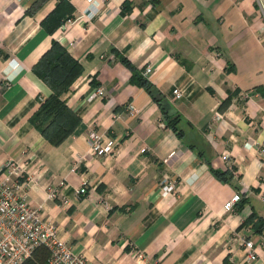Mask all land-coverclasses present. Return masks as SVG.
<instances>
[{
    "label": "crops",
    "instance_id": "crops-1",
    "mask_svg": "<svg viewBox=\"0 0 264 264\" xmlns=\"http://www.w3.org/2000/svg\"><path fill=\"white\" fill-rule=\"evenodd\" d=\"M30 1L0 0V168L24 163L25 198L58 236L93 264H264V225L242 223L250 212L264 219V0H43L25 13ZM55 5L61 23L48 32L40 20ZM51 39L81 65L63 93L80 122L57 145L28 120L50 93L31 66ZM111 47L149 67L181 136ZM90 128L114 139L112 153L89 152ZM162 179L175 189L160 194ZM234 193L242 205L224 209ZM239 237L252 240L254 259Z\"/></svg>",
    "mask_w": 264,
    "mask_h": 264
},
{
    "label": "built area",
    "instance_id": "built-area-1",
    "mask_svg": "<svg viewBox=\"0 0 264 264\" xmlns=\"http://www.w3.org/2000/svg\"><path fill=\"white\" fill-rule=\"evenodd\" d=\"M95 1L88 0V3L91 4ZM148 71L149 67L146 66L142 72L146 74ZM102 92V87L97 86L91 90L88 97H99ZM172 93L176 97L180 95L177 88H173ZM127 110L132 113L133 107L128 104ZM85 141L89 152L96 157L108 155L115 148V141L112 137L102 135L93 128L86 132ZM166 158L164 157L163 160L165 161ZM221 158L226 160L227 155L222 154ZM227 168L232 170L230 164ZM30 178L22 162L6 159L1 165L0 264H22L38 245H43L48 249V256L41 264H93L82 254L73 251L58 236L56 224L49 217L42 215L40 203L33 204L25 198V187L31 180ZM175 186L176 183L173 179H162L159 182V193L164 195L171 192L175 189ZM77 192L79 194L85 192V183L78 187ZM47 195L53 198L55 190L49 189ZM259 196L264 199V188H261ZM238 199L239 194L234 193L224 201L223 208L226 210L232 209L234 202ZM238 240L246 250L247 259H254L256 253L252 240L246 237H239ZM134 254L136 256L141 255L139 252H134Z\"/></svg>",
    "mask_w": 264,
    "mask_h": 264
},
{
    "label": "trees",
    "instance_id": "trees-1",
    "mask_svg": "<svg viewBox=\"0 0 264 264\" xmlns=\"http://www.w3.org/2000/svg\"><path fill=\"white\" fill-rule=\"evenodd\" d=\"M43 0H31L25 13H32L33 10ZM124 1L121 5L124 8L127 4ZM57 5H55L50 12L40 20L41 25H45L46 22H51L52 26L48 27V32H51L61 22L56 16L58 13ZM110 51L116 56V58L130 70L129 82L142 87L151 97V99L158 106L163 118L165 119V125L169 126L176 132L178 136H181V129L178 127V121L180 115L171 110L169 102L165 99L164 95L151 83L146 75L137 67H135L123 54L117 52L113 47ZM179 61L185 65L187 62L180 58ZM227 62L226 69L231 65ZM230 68V67H229ZM31 71L42 80L50 89V93L42 99L36 109L30 114L28 120L29 123L39 132V134L51 145L59 144L67 135H69L74 128L79 124V116L73 112L65 102L63 93L70 88L72 81L81 72V65L78 60L73 57L55 39H51L49 46L39 55L36 61L31 66ZM231 93H228L218 104V109H222L229 101ZM209 171L221 181H229L231 179V173L227 169H217L209 167ZM242 198L239 195V199L234 202L235 209H239L242 205ZM242 223H250L254 227L255 231H260L262 225H264V219L255 217L253 212H250ZM48 256V249L43 245L36 246L31 255L26 258L22 264H41Z\"/></svg>",
    "mask_w": 264,
    "mask_h": 264
}]
</instances>
